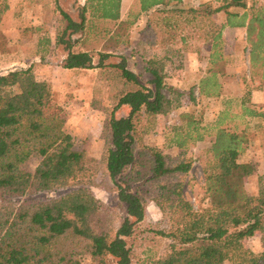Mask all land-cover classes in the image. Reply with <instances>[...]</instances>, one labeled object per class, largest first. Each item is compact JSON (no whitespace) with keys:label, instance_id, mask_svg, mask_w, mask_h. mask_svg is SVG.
I'll return each instance as SVG.
<instances>
[{"label":"trees","instance_id":"trees-1","mask_svg":"<svg viewBox=\"0 0 264 264\" xmlns=\"http://www.w3.org/2000/svg\"><path fill=\"white\" fill-rule=\"evenodd\" d=\"M192 1L137 0L138 9L129 23L140 15L149 16L143 28L150 32L144 37V47L149 44L145 50H163L160 56L153 53L143 58L144 71L150 76L146 82L128 68L125 56L113 60L109 52H98L94 63L90 52L73 48L72 35L85 28L84 13L80 22L63 13L66 25L57 23L56 44L66 52L62 67L98 69L102 87L91 99V105L105 114L98 159L75 149L61 120L45 115L52 86L36 77L33 65L0 74V88L18 89L0 95V198L61 190L49 198H23L0 208V264H81L84 255L90 257V264H131L128 239L134 225L145 217L148 201L165 215L167 228L157 233L169 241L165 251L146 264H223L226 260L264 264V180L257 194H249L245 179L255 169L238 161L249 146L246 129L264 125V103L253 108L242 98L240 111L235 113L229 105L236 101L228 98L216 115L213 132L192 115L183 114L188 117L185 127L174 131L170 144L185 148L206 134L213 135L204 150L208 202L197 207L182 188L190 159L170 157L142 142V133L154 127L156 117L172 109L163 91L164 66L166 59L182 54L183 49L173 47L175 43L197 39L209 46L206 74L199 80L198 91L219 97L218 75L234 64V58L223 50V29L245 27L250 73L264 81V2L249 7L246 0L197 5ZM119 3L103 0L99 16L117 19ZM89 6L90 15L96 16L99 8ZM218 12L225 13L224 21L215 20ZM120 110L126 113L117 115ZM240 124L242 129L237 128ZM33 157L39 158L33 171L21 168ZM98 176L104 184L97 182ZM100 184L124 205L125 215L116 225L113 213L90 189ZM256 233L261 243L258 252L243 243Z\"/></svg>","mask_w":264,"mask_h":264},{"label":"rangeland","instance_id":"rangeland-1","mask_svg":"<svg viewBox=\"0 0 264 264\" xmlns=\"http://www.w3.org/2000/svg\"><path fill=\"white\" fill-rule=\"evenodd\" d=\"M209 1L213 4H218L214 0ZM246 2L247 6L250 7L263 3L264 0H246ZM5 3L6 0H0V10H2L0 12V20L3 11H5L3 8ZM137 9L138 5L131 4L130 8H126L123 19L115 22L88 18L87 22H85L86 31L83 33V48L91 53L94 63L97 62L98 52H109L113 56L111 58L113 60H118L120 56H125L128 68L133 69L140 75V80L146 82L150 76L144 71L143 58H148L153 53L160 56L163 50L157 48L145 50L149 47V44L146 43V47H144V37L150 36L149 29H143L146 24L145 18L143 16L140 17L136 26L129 23L133 19L132 15ZM248 10L251 12L250 8ZM73 15L77 19L80 18L77 9L73 10ZM92 26L102 27L104 32H100L98 37H90V40H88L87 36L92 34L89 33L87 35V30L92 29ZM10 36L7 37L0 29V52H10V46L14 45L15 40L14 33ZM243 45V42L238 46H234L233 43L229 42L226 45V55H236L243 61L247 51L246 45L245 47ZM241 64L242 67H240ZM241 64L233 72L238 73L239 71L237 70L240 69L243 73L244 64ZM51 65L50 67L46 65L45 67L41 66L35 70L38 79L48 80L52 86V98L44 109L45 115L54 116L61 120L63 130L73 137L75 149L84 150L88 157L98 159L103 146V139L100 134L105 119V114L91 105L94 93L98 88L101 89L102 87V83L97 77L98 69L83 68L67 70L61 68L62 63H52ZM178 67L177 57L166 59L164 66L166 74L164 79L165 88L163 91L171 100L172 109L165 114L158 115L154 127L142 133L141 136L144 144L159 149L165 155L179 159H190L191 165L189 170L184 174L182 188L185 197L194 207H197L208 202L204 191V150L209 146L213 135L212 133L210 135L206 134L203 140L197 141L194 145L188 144L185 148H178L170 144V139L172 138L171 136H174L176 129L181 130L185 127L184 121L188 117L183 116V114L192 115L193 119L200 126L205 127L207 130L209 128L210 132H213V122L216 119L218 111L224 107V102H221L222 100L220 101V99L208 100L196 94H189L193 90L187 91L186 94L183 92L184 94H182L181 87L172 83L171 80L172 75H176L175 69ZM5 69L6 67H3L2 70L0 68V74L5 73ZM238 74L241 75V73ZM243 82L242 90L245 94L249 93L256 86L264 84L258 74L254 75L250 73L248 77L244 78ZM188 88L192 87L188 86ZM17 90L16 86L0 88V95ZM229 107L232 112L238 113L240 111L239 107L234 103H230ZM122 113H126V110L118 111L117 115ZM241 124L237 126L238 129H242L243 126ZM263 131L264 125L259 128H247L245 136L248 138L249 146L243 153L238 155L239 162L250 163L254 166V173L245 179L244 184L245 190L252 195L258 193L259 182L260 180H264ZM38 159V157L28 159L22 164L21 168L33 171ZM97 182L104 184L100 176H98ZM90 189L95 197L99 198L109 208L110 212L113 213L116 225L118 219L125 215L124 205L118 204L116 197L101 184L92 185ZM60 192L61 190L57 192H39L21 198H0V208L7 204L13 205L23 198H49ZM145 210V217L134 225L133 234L128 239V245L132 250L131 264H146L151 258L160 256L165 251L166 243L169 241L167 237L157 233L167 228L168 221L165 215L153 201L147 202ZM243 243L246 248L254 252H258L261 249L258 233L245 239ZM80 260L81 264H90L89 256L84 255ZM223 264H233V262L226 260Z\"/></svg>","mask_w":264,"mask_h":264},{"label":"crops","instance_id":"crops-1","mask_svg":"<svg viewBox=\"0 0 264 264\" xmlns=\"http://www.w3.org/2000/svg\"><path fill=\"white\" fill-rule=\"evenodd\" d=\"M102 1L103 0H6L5 5L7 7L4 9L5 11H3L1 15L0 29L7 37H11L10 35L14 33L15 40L14 45L10 46L11 49L9 53L0 52L1 70L3 67H6L4 70V72H6L16 68H25L30 65H33L34 69L37 70L38 67H45V65L50 67L52 66V63L61 64L66 56V52L62 49V45L56 44V31L57 23L63 27L66 25V19L64 18L63 13H66L72 20L76 22H80L82 20L83 13L85 15L86 22L88 18L115 22L123 19L126 8H130L131 4L138 5L137 0H120L118 8L119 17L117 19H111L99 16L101 14ZM204 2L210 1H192V3L195 5ZM90 3L99 8L96 11V16L90 15ZM75 9H77L78 15L80 17L78 19L73 15V10ZM142 16L143 15H140L138 19L132 23V25L136 26L140 20L139 18ZM7 17L8 19H6ZM143 17L146 20V17L149 16ZM214 18L216 21L222 22L225 19V13H215ZM85 31V28L83 31L82 26L81 30L72 35V38L75 39L73 44L74 49L87 51L83 48V33H85ZM100 32H104L102 27L96 26L92 29H88L87 35L89 33L92 34L87 36V38H89L88 40H90V37H98ZM223 37V50L225 54L227 53L226 45L229 42L233 43L234 46H238L243 42V46L245 47V27L225 26L223 29ZM7 40L9 39L7 38ZM173 47L183 49L182 54L177 57L179 67L175 69L176 75H172L171 77L172 83L176 84L178 87H181L182 94H186L187 91L190 92L193 90L189 94H196L208 100L220 99V101L222 100L221 102H224L228 98H232L236 101L235 104H237L238 107L242 98L247 100L245 102L247 106L253 108H257L264 103V84L256 86L247 94L243 93L242 90L244 78L248 77L250 73L248 49L243 61L240 60L236 55H230L232 58H234V64L230 67H226L225 72L222 75H218V80L221 84L219 97H206L199 94L198 84L201 77L206 74L209 46L197 39H190L186 41H179V43H175ZM241 63L244 64V71L242 73L240 69L237 70L239 71L238 73H241L240 75L233 71H236V68H239ZM240 67H242V64ZM61 68L67 70L83 69ZM245 72H247V74H245ZM188 86L192 88H188Z\"/></svg>","mask_w":264,"mask_h":264}]
</instances>
